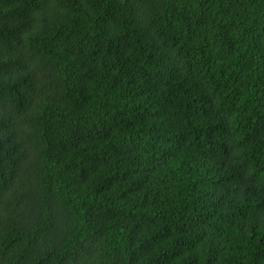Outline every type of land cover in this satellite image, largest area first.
<instances>
[{"label":"trees","instance_id":"16d2710c","mask_svg":"<svg viewBox=\"0 0 264 264\" xmlns=\"http://www.w3.org/2000/svg\"><path fill=\"white\" fill-rule=\"evenodd\" d=\"M0 264H264V0H0Z\"/></svg>","mask_w":264,"mask_h":264}]
</instances>
